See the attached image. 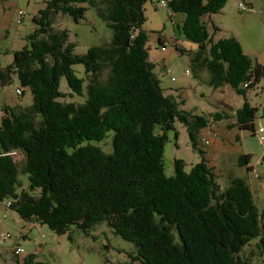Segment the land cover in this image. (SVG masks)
Returning <instances> with one entry per match:
<instances>
[{
	"label": "trees",
	"instance_id": "obj_1",
	"mask_svg": "<svg viewBox=\"0 0 264 264\" xmlns=\"http://www.w3.org/2000/svg\"><path fill=\"white\" fill-rule=\"evenodd\" d=\"M147 1L46 0L34 17L37 27L26 36L28 46L0 66V84L15 75L32 96L31 105L1 108L0 200L59 235L71 226L88 235L105 222L135 247L127 253L129 261L116 264H248L242 251L252 239L264 253V208L255 206L246 180L233 177L221 189L205 159L189 171L174 159L173 175L164 172L166 131L176 120L183 123L197 148V134L209 120L179 109L182 100L163 93L142 28ZM158 1L184 15L178 28L197 45L189 56L194 75L203 67L210 86L228 84L243 98L264 79V65L253 63L235 37L214 40L207 30L202 17L220 11L227 0ZM83 2L95 9L112 38L76 54L67 31L53 30L51 21L59 12L78 21L85 7L77 4ZM76 63L83 65V77L75 74ZM62 76L69 93L59 90ZM73 93L84 101L62 100ZM256 111L245 99L236 109V126L254 130ZM109 131L107 153L95 142ZM16 153L23 156L26 187L18 178ZM248 158L241 156L239 164ZM14 255L13 264H45L35 253Z\"/></svg>",
	"mask_w": 264,
	"mask_h": 264
},
{
	"label": "rangeland",
	"instance_id": "obj_2",
	"mask_svg": "<svg viewBox=\"0 0 264 264\" xmlns=\"http://www.w3.org/2000/svg\"><path fill=\"white\" fill-rule=\"evenodd\" d=\"M239 3L244 8H240ZM45 4L46 0H0L1 67L12 62L16 50L28 46L26 36L37 27L34 17ZM77 5L85 7L78 21L68 14L55 13L51 28L67 31L68 40L75 43L76 54L85 53L91 46L109 43L112 31L95 9L88 2ZM19 12L24 15L21 17ZM143 14L148 59L163 93L174 95L177 101L182 100L179 109L204 115L209 120L197 134V148L192 147L183 123L176 120L173 129L166 131L163 149L165 174L173 175L174 159L184 161L185 171L205 159L221 189L226 188L233 177L244 178L252 191L255 206L261 211L264 208V136L257 133V128L264 125V79L256 87L249 88L244 97L257 108L252 120L254 130L238 128L235 113L245 99L228 84L216 89L210 86L208 72L203 67H198L197 75L193 74L189 56L196 51L197 45L186 39L178 28L184 15L171 12L158 0L147 1ZM202 19L214 40L233 36L253 63L264 65V0H227L220 11L204 15ZM162 45L164 49H161ZM175 45L185 53L181 54ZM72 68L78 77L84 76L82 64L76 63ZM186 70L189 75L185 74ZM18 90L22 94H18ZM59 90L70 92L64 76L60 78ZM84 99L73 93L72 97L62 100L83 102ZM31 103L29 89L21 87L15 75L9 84H0V121L4 105L28 106ZM215 113L220 114L221 119H216ZM112 135L113 131H109L103 140L95 143L109 153L112 151ZM243 155L249 158L246 164L240 165L239 158ZM13 157L18 165L21 185L26 187L27 177L21 172L23 156L16 153ZM69 232L59 235L45 223L23 219L6 206L5 199L0 200V234H10L6 239L0 238V264L14 263L13 249L17 246L23 250L20 258L35 253L45 264H116L129 261L127 253L135 249L133 243L115 234L105 222L95 224L88 235L75 226H71ZM257 244L258 239H252L243 248L242 256L248 264H263L264 253Z\"/></svg>",
	"mask_w": 264,
	"mask_h": 264
},
{
	"label": "built area",
	"instance_id": "obj_3",
	"mask_svg": "<svg viewBox=\"0 0 264 264\" xmlns=\"http://www.w3.org/2000/svg\"><path fill=\"white\" fill-rule=\"evenodd\" d=\"M239 6H240V8H244V5H243L242 3H239ZM248 8H249V7H248ZM19 14H20L21 17L24 15L23 12H19ZM164 48H165V46H162V47H161V49H164ZM169 70H170V68L167 69V72H169ZM172 79L174 80V78H172ZM18 93H20L19 90H18ZM257 133H258L259 135L264 136V125H263V124H261V125L257 128ZM204 142L207 143V140H205ZM3 217H5V215H4ZM9 236H10L9 233H5V234H2V233H1V234H0V238H3V239L8 238ZM22 252H23V250H22V248H20L19 246L15 247V248L13 249V253L16 254V255H21Z\"/></svg>",
	"mask_w": 264,
	"mask_h": 264
}]
</instances>
